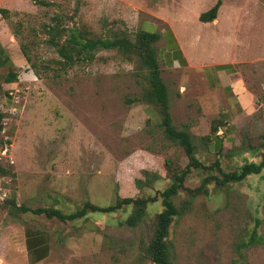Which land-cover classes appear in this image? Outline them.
I'll return each mask as SVG.
<instances>
[{"label":"rangeland","instance_id":"1","mask_svg":"<svg viewBox=\"0 0 264 264\" xmlns=\"http://www.w3.org/2000/svg\"><path fill=\"white\" fill-rule=\"evenodd\" d=\"M45 1L51 4L0 0V44L18 72L15 82L0 81V264H29L34 254L27 246L35 242L45 245V256L33 264H154L142 247L160 199L136 226L124 223L130 208L67 222L15 208L70 212L84 201L104 206L116 195L146 197L169 184L166 159L174 170L187 163L181 143L157 128L156 108L128 101L145 85L134 59L98 50L92 61L64 70L46 27L57 23L62 37L71 27L97 36L158 32L154 46L173 128L187 124L199 160L232 171L262 159L264 0H220L211 22L198 16L216 0ZM169 45L180 49L182 63H170ZM217 63L230 65L245 97L219 84L212 73ZM206 175L191 168L184 186L198 187ZM207 189L192 198L181 190L174 198L181 214L168 230L172 264H264V169ZM255 227L259 241L240 246Z\"/></svg>","mask_w":264,"mask_h":264},{"label":"trees","instance_id":"2","mask_svg":"<svg viewBox=\"0 0 264 264\" xmlns=\"http://www.w3.org/2000/svg\"><path fill=\"white\" fill-rule=\"evenodd\" d=\"M39 4L49 5L50 2L45 0H36ZM221 4L220 0H216L214 5L206 11L199 14L198 19L201 22H211L215 19L218 8ZM4 14L6 9H1ZM59 16H54L53 20H58ZM47 33L49 35V43L54 47L57 54L61 57L58 63L62 69H67L78 62L92 61L98 50H116L126 59H134L137 63L136 70L140 73L145 81L142 87L140 96L128 99L130 103L137 101H144L153 105L157 110L158 121L156 126L163 131L164 136L175 138L181 143L187 163L181 170H174L170 165V160L166 159L167 170L171 172L169 184L162 190L156 191L153 195L137 196V197H120L116 195L113 200L104 206L93 204L89 201H84L70 212H64L60 208L54 206H43L30 208L24 205L16 206V210L21 213H32L35 215H44L47 218H56L59 221H76L85 218L87 214L92 212L113 213L119 210L126 211L130 208L129 215L125 218L124 223L128 226H136L145 216L147 206L149 203L157 202L160 199L162 209L155 214L153 220L152 232L146 245H144L143 252L148 259L154 264H172V255L170 242L168 240V230L173 219L181 214V210L175 204L174 198L181 190H185L192 198L197 194L207 193V184L213 182L217 187H224L232 182H237L250 174H259L264 169V141H262V159L259 163L245 162L238 168L232 171H224L218 162L210 165H205L196 156L195 146L192 142L191 135L188 131V125L183 124L179 130L173 128L172 118L168 105V90L164 80L161 77V69L159 66V58L155 50V42L160 38V34L156 31H145L143 29L137 31L133 36L126 31H115L107 36L91 35L87 29L83 27H71L67 30L65 37H62L63 30L57 23L47 25ZM21 51L29 62L30 67L36 76L39 75L38 69L34 62L28 56L26 48L21 46ZM179 51H176V56H179ZM6 67V71L0 74V81L6 83L15 82L18 78V72L7 54L4 47L0 44V67ZM0 85V94L2 92ZM5 117L4 113L0 111V132L2 130V120ZM218 124H214L212 132H215ZM173 132L174 134H170ZM230 132V128L225 130ZM204 139L210 140L206 135ZM216 144L220 147L221 139L216 138ZM191 168L204 170L207 175L201 180V184L195 188H188L184 186V180ZM216 169V172H212ZM147 174H149L146 171ZM155 176V175H154ZM137 182H141L137 180ZM146 182H149L146 180ZM259 241L256 232V227L249 234L247 240H242L240 246L248 247ZM28 249H34L36 260H40L45 256L43 252L44 247L28 244Z\"/></svg>","mask_w":264,"mask_h":264},{"label":"crops","instance_id":"3","mask_svg":"<svg viewBox=\"0 0 264 264\" xmlns=\"http://www.w3.org/2000/svg\"><path fill=\"white\" fill-rule=\"evenodd\" d=\"M170 47V54L172 56V59L170 61V63H174L177 62H183L184 61V57H182V53L180 51V49L178 48H172V45H169ZM176 51H179V56H176ZM230 65H228L227 63H217L214 65L213 69H212V73L213 75L219 80V84L224 85L225 88L231 90L233 92V94H236L238 99L240 100L241 97H245V92H246V88L243 84L242 81H240L238 78L235 79L233 72H229V67ZM218 84V81H216L215 83H213V85ZM238 93V94H237ZM31 245L33 246H37V249H40V246H45L44 244L41 243H31ZM30 254H32L34 252V249L31 248L29 249ZM34 254V253H33ZM42 259V258H41ZM39 260L35 259V255L33 256V259L29 258V264H33L35 262H38Z\"/></svg>","mask_w":264,"mask_h":264}]
</instances>
